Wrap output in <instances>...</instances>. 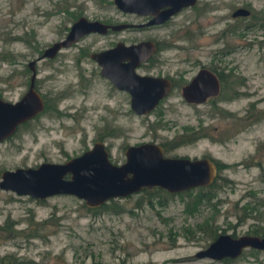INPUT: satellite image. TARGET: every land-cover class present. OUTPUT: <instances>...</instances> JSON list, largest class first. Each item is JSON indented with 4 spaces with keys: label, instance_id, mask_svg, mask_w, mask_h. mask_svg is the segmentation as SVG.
Masks as SVG:
<instances>
[{
    "label": "rangeland",
    "instance_id": "obj_1",
    "mask_svg": "<svg viewBox=\"0 0 264 264\" xmlns=\"http://www.w3.org/2000/svg\"><path fill=\"white\" fill-rule=\"evenodd\" d=\"M225 3L229 8L247 4L256 13L264 12V0ZM111 5V0H0V98L7 101L17 100L26 90L30 74L26 63L62 38L63 29L71 22L72 14L68 12L134 25L104 37L89 34L76 44L61 48L51 59L35 61L37 91L43 96L57 97V110L70 116L41 112L18 126L9 138L0 141V171L35 166L43 161L62 162L90 147L97 136H102L108 146L110 162L121 163L125 144L149 138L143 119L114 117L111 109L123 102L121 94L109 89L91 60H83L81 65L85 67L77 69L72 66L73 57L78 46L90 49L117 39H151L161 46L187 47L185 29L191 26L184 21L182 27L169 23L162 28L141 29L136 27L142 22L140 17L120 13ZM186 12L178 16V21H182L181 16L186 17ZM206 21L205 16L199 22L203 28ZM245 22L240 20L237 24L240 37L230 35L225 39L227 45L240 44L230 56L241 67L244 93L237 100L224 102L223 109L238 116H243L244 110L250 114L261 112L260 117L256 121L236 120L240 125L237 127L228 117L204 116L203 121L216 128L212 134L226 139L215 144L199 139L177 150L178 154L189 156L210 152L224 165L217 169L215 184L219 187L210 200L213 207L208 203L195 211L188 205L187 211L184 204L192 196L190 190L167 197L158 193L165 202L159 205L157 193L149 188L148 192L140 190L114 198L122 212L102 209L90 213L82 200L71 195H52L40 201L0 190V224L9 218L15 229H24L30 219L47 220L37 230L38 237L3 240L0 253L11 251L38 264H119L121 260L125 264L264 263V251L255 253L247 248L226 262L193 256L209 242L205 234L196 230L195 225L203 218L212 215L217 233L234 236L264 224V49L258 44L261 32L255 25L243 29ZM225 24L212 20L205 30L220 31ZM200 40L207 43L211 36ZM173 52L168 50V55L181 56ZM174 116L178 126L197 122L191 108L185 105H177ZM111 126L117 127L119 136L105 137L104 132Z\"/></svg>",
    "mask_w": 264,
    "mask_h": 264
},
{
    "label": "water",
    "instance_id": "obj_2",
    "mask_svg": "<svg viewBox=\"0 0 264 264\" xmlns=\"http://www.w3.org/2000/svg\"><path fill=\"white\" fill-rule=\"evenodd\" d=\"M193 1L113 0V4L121 11L135 14L150 13L166 6L167 9L155 17V19L159 17L156 21L154 19L150 21L154 23L165 19L182 6L191 5ZM240 12L247 13L246 10ZM123 26L125 25L110 28L118 29ZM105 28V25L96 20L87 21L78 18L69 26L63 39L43 48L38 56L26 63L30 71L26 90L16 101L0 98V141L9 137L18 124L42 110L41 95L34 86L35 61L52 57L59 48L68 46L84 33L104 32ZM152 51L151 41H141L128 45L117 43L111 49L92 55L101 67V76L107 78L114 86L129 91L131 106L136 111V102L143 100L146 104H153L167 88L163 80L135 76L131 71L134 65L144 61ZM118 54L128 57L127 66L123 69L129 70V73L123 79L112 72L118 68L107 64L112 56ZM154 85L161 86L162 90L154 93L141 91L145 86ZM123 152L124 161L111 163L103 145L94 142L88 149L62 162L43 161L35 166L3 169L0 171V190L32 199L66 194L82 200L88 208H95L109 199L123 198L142 188L158 187L167 193L175 194L198 186H207L216 175L214 163L207 158L165 157L160 147L152 143L128 146ZM246 247L264 249V238L219 233L193 256L214 261L222 258L233 259Z\"/></svg>",
    "mask_w": 264,
    "mask_h": 264
},
{
    "label": "flooded vegetation",
    "instance_id": "obj_3",
    "mask_svg": "<svg viewBox=\"0 0 264 264\" xmlns=\"http://www.w3.org/2000/svg\"><path fill=\"white\" fill-rule=\"evenodd\" d=\"M111 3H112L111 6L114 7L115 10L120 13L133 14L140 17L142 22L138 24L136 27H141V29L162 28L165 25H168L169 23H174L177 26L182 27L184 21L188 24V26L189 25L191 26V29L187 26L186 29L187 28L188 29L187 30L185 29L186 37H188L187 47L161 46L157 40H151V39H142L137 41V42L151 41V43L153 44V51L148 54L147 58L144 61H140L138 64L133 66L131 70L132 73L135 76H139V77L158 78L160 80H163L167 86V88L163 90L164 94L162 96H159L153 104H146L145 102H143V100L136 102L135 107L137 111L134 110L131 106V96L129 91L124 88L122 89L114 86L107 78L101 76L100 75L101 67L97 63V61H95L92 57L93 54H97L104 50L113 48L114 45L117 43L128 45L137 42H126L123 39H117L115 41H109L108 43L102 46H98L90 49L81 46L77 47L78 52L73 57L72 66L76 67L77 69L83 68L85 66L82 67L81 65L82 61L86 59L91 60L92 63L95 65V69L98 71V75L103 80L106 81V83L109 86V89L115 93L121 94L120 101L123 102H118L115 105V107L111 109V112L113 113L114 117L125 116L126 118L135 117V118L143 119V121H145L144 124L146 125V129L144 130V132L149 130V138L147 140H140L131 144L124 145L122 149L123 158L120 161H124L125 159L123 151L126 147L135 146L141 143H152L160 147L162 155L165 157H185L189 159L205 157L209 161H212L214 163L216 168V175H217V169H218L217 165L219 163L218 161L220 160L214 157L210 152L200 154L198 156L195 155L189 156L187 153L178 154L177 150L180 149L181 147L187 146L189 144H193L199 139H204L211 144L222 142L223 140L226 139V138H222L221 136H218L216 138V136L212 134L213 132H215L216 128L212 127L209 122L205 123L203 121L204 116L211 117L212 115L214 116L216 114L222 117H228L230 118L231 123L236 124L237 127H240V125L236 123V120L241 121L242 119H247L251 117L250 116L251 114L246 112L245 110L243 116H241V114L240 116H238L235 113L223 109L224 102L237 100L241 97V95L244 93L242 87L245 86V79L243 78L242 80L241 78L242 77L240 71L241 67L238 66L237 62H235L234 60L232 61L233 57L230 56L237 50V47H240V44H235L233 46L229 44L227 45L225 44V39H227L228 36L230 35L240 37L241 33L239 30H237L240 28V24L239 25L237 24L239 23L240 20H246L247 22L251 19L255 21L254 25L259 30V32H261L260 35L261 38L258 42H263L264 12L256 13V10L247 4L235 5L229 8L226 6L225 0H194L191 5L182 6L174 13L169 14L165 19L153 23L150 21H152L153 19L156 21L159 17L156 19L155 17L159 13H161V11L166 10L167 9L166 6H162L156 10H153L150 13L135 14L132 12H124L119 10L113 4V0H111ZM62 9L63 11H65V8ZM241 10H246L247 13L241 14L240 12ZM183 11H187L185 14L186 17L183 19L181 16L180 20L182 21L180 22L178 21V16L182 14ZM220 11L223 12V14H221ZM68 14H72L71 22L67 28L63 29L62 38L60 39H63L65 37L69 29V26L78 18H84L87 21L96 20L101 24L105 25L106 28L104 32L95 31V32L84 33L80 35L75 41L71 42L68 46L61 48L70 47L71 45L76 44L84 36H87L89 34L104 37L106 35L111 34L112 32L134 27L133 24L128 22L114 23L112 21H109V19L107 18H89L86 15H82V14H79L78 16H74V13L72 12H68ZM205 16L208 18V21H206L208 24H206L203 28L199 22L201 18ZM212 20L226 22V24L224 28H222L220 31L214 30L212 32H207L205 28H207L210 25V22ZM121 25H125V26L120 27L118 29L110 28L111 26H121ZM204 36L207 37L211 36V41H208L206 43L200 40V38ZM61 48H59L54 53L53 56H55ZM170 49H173L174 52H176V54H179L181 56L173 57L172 55H168V50ZM123 56L124 55H120V54L114 55L111 57V60L107 63L111 67L118 68L117 70H113L112 72L116 76L121 77L122 79L126 76V74L129 73V70L123 69V67L127 66L128 57L126 56L123 57ZM52 57H45L43 59H51ZM120 67H122V69H120ZM34 69H35V64H34ZM161 90H162L161 86L158 87L157 85L156 86L154 85V86H145V89L141 91L143 93H154ZM42 96L43 95H41L43 106H44V100L47 102L48 105V110H45V112L54 114L56 116L59 114L64 116L65 115L70 116L68 112L60 113L57 110L56 107L57 97L53 98L46 95L43 97ZM179 104L191 108L197 120L195 125L183 124L178 126L180 123L177 120L178 118L174 116V113L176 111L177 105ZM201 107H203L204 109ZM42 110L38 112L36 115H34L32 118L24 122L26 123L29 120L35 119L34 117H36L38 114L43 112ZM114 119L115 118H113V121ZM24 122L18 124L14 132L16 131L18 126L25 124ZM118 131L119 130L117 129V127L111 126L108 128L107 131L104 132V135L106 134L105 137L114 138L117 135L118 136L120 135ZM124 132L126 133L129 132V128L126 127L124 129ZM94 142H100L103 145V148L107 151V158L109 161H111L109 159L110 157H109L108 146L104 144L102 136L100 137L97 136L93 140L92 144ZM67 158L69 157H66L64 160H66ZM230 235L234 236L233 234ZM240 235H250V236H257L259 238H264V224L258 228L254 227L251 231H245L243 232V234ZM246 248L250 249L251 251H254L255 253L259 251H264V249H259L254 247H246ZM257 264H264V263L260 261Z\"/></svg>",
    "mask_w": 264,
    "mask_h": 264
},
{
    "label": "trees",
    "instance_id": "obj_4",
    "mask_svg": "<svg viewBox=\"0 0 264 264\" xmlns=\"http://www.w3.org/2000/svg\"><path fill=\"white\" fill-rule=\"evenodd\" d=\"M254 20H249L247 22L244 23V27L248 28L254 25ZM259 46L264 49V41L263 42H258ZM43 97V96H42ZM45 110H48V105L47 102L44 100V106H43V112H45ZM261 113V112H260ZM259 112H255V113H251V117L253 118L251 121H256V119H258L260 117ZM259 114V115H257ZM35 118V117H34ZM25 123V122H24ZM222 164L217 165V168L222 167ZM218 178V174L215 176V178L212 180V182L207 185V186H198L195 188H191L188 189L184 192L188 193L189 190L192 191V196L190 197L189 201L186 202L184 204V207L187 211H189L188 205H191V207H193V209L196 211L198 210V208H200V206L206 205L208 203H210V200L212 199V197L214 196L216 189L219 187V185L215 184V180ZM153 191H155V193H157V204L161 205V204H165V202L163 203L162 199H160L159 197L162 196V194L167 197L170 196V193H167L166 191L158 188V187H150ZM149 188H142L141 191L143 192H148ZM140 191V190H139ZM183 192V191H182ZM158 193H162V194H158ZM37 200H42V199H37ZM114 199H109L107 202L102 203L100 206L95 207V208H88L85 205V210L87 212L90 213H95L98 212L99 210H106L109 209L112 212H122L123 208L121 207V205L115 203L113 201ZM146 200H148V203L151 202L150 200V196H147ZM38 201V202H40ZM215 204L214 203H210V206L213 207ZM251 208L248 207V210H250ZM214 211V209H213ZM214 222V218L212 217V215L210 216V218H203L201 223L196 224V230L205 234L208 241L213 240L217 233V227L216 225L213 224ZM14 222L12 220H10L9 218H6L1 224H0V243L3 242V240H7V239H13L16 236L17 237H21L24 240H28V238H32V237H38L39 235L37 234V230H39L43 225L47 224V220H42L39 222L33 221V220H28L27 225H25L24 229H15L14 228ZM34 227H33V226ZM230 259L224 258L221 261L222 262H226ZM0 264H38L36 261H34L33 259L30 258H25L23 256L17 255L14 252L11 251H7V252H3L0 253ZM119 264H125L123 260L120 261Z\"/></svg>",
    "mask_w": 264,
    "mask_h": 264
}]
</instances>
